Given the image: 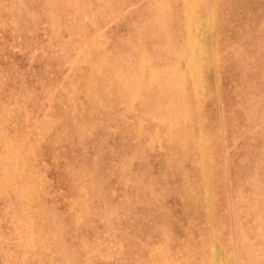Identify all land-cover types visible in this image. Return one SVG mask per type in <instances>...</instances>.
Wrapping results in <instances>:
<instances>
[{
    "label": "rangeland",
    "instance_id": "374dc122",
    "mask_svg": "<svg viewBox=\"0 0 264 264\" xmlns=\"http://www.w3.org/2000/svg\"><path fill=\"white\" fill-rule=\"evenodd\" d=\"M0 264H264V0H0Z\"/></svg>",
    "mask_w": 264,
    "mask_h": 264
},
{
    "label": "bare ground",
    "instance_id": "6f19581e",
    "mask_svg": "<svg viewBox=\"0 0 264 264\" xmlns=\"http://www.w3.org/2000/svg\"><path fill=\"white\" fill-rule=\"evenodd\" d=\"M131 12H135V10L132 8L131 9ZM123 26V25H122ZM125 76V75H124ZM121 77H123V76H121ZM118 80V79H117ZM120 80V79H119ZM121 81V80H120Z\"/></svg>",
    "mask_w": 264,
    "mask_h": 264
}]
</instances>
